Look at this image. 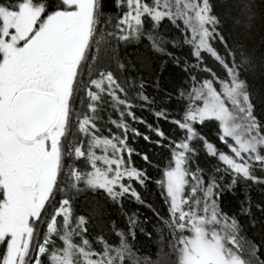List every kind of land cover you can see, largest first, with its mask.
Wrapping results in <instances>:
<instances>
[{"label":"snow or ice","instance_id":"obj_1","mask_svg":"<svg viewBox=\"0 0 264 264\" xmlns=\"http://www.w3.org/2000/svg\"><path fill=\"white\" fill-rule=\"evenodd\" d=\"M113 2L116 16L106 14L103 0H0V264H264V202L255 205L258 218L248 195L264 185V108L257 113L244 75L255 70L251 58L241 50L237 59L213 0ZM232 8L250 27L255 0H235ZM165 21L180 35L163 37ZM144 40L182 64L186 76L177 90L182 108L153 113L172 125L171 134L148 124L157 139L143 135L169 153L156 165L155 181L167 212L148 205L159 243L170 249L156 260L137 255L136 230L152 234L135 215L126 227L111 221L108 235L101 229L90 238L91 217L74 209L85 191L113 205L125 196L144 203L133 185L151 178L135 165L128 144L129 131L142 134L126 118L147 122L133 111L143 107L128 97L124 73L131 62L120 54L121 46ZM167 44L188 54L167 52ZM146 86L141 79L136 97L144 107L154 103ZM152 86L159 89V81ZM102 104L119 116H109L105 127L115 131L107 127L106 135L98 123ZM210 123L217 143L200 131ZM201 151L218 161L211 172L197 163ZM136 155L152 165L146 153ZM241 181L239 212L226 210L224 193ZM99 214L94 208L91 215ZM258 224L259 240L247 234Z\"/></svg>","mask_w":264,"mask_h":264},{"label":"trees","instance_id":"obj_2","mask_svg":"<svg viewBox=\"0 0 264 264\" xmlns=\"http://www.w3.org/2000/svg\"><path fill=\"white\" fill-rule=\"evenodd\" d=\"M103 4L107 15L116 16L119 14V9L115 8L113 0H103ZM160 33L165 38H171L180 35V33H178L177 31L164 34L160 30ZM142 43L148 45V41L146 40L142 41L141 44ZM138 46H140V43H133L129 44L127 47L121 46L120 48L121 57L127 58L125 62H131L129 70L124 73V78L128 82V97L132 100L133 104L141 105V107H143H135L133 108V111L136 113L137 117H140L147 122L145 124H140L138 122H133L131 118H126V122L129 123L132 128L138 129L139 132L142 134L140 136H136L132 131H129L128 144L129 147L134 149L131 159L134 161L135 165L142 170H146L149 177L151 178L146 183V186H140L138 183H136V185L141 188H146L150 194L155 196V201H151L145 198L140 193L139 194L144 203L136 201L134 198H131L129 196H125L124 198L128 200L127 202L129 204V207L126 209H122L121 223H117V225L121 228H124L128 224V216L135 215L136 217H138L139 221L143 224L144 227L147 228L149 232H151L152 235L151 238H149L148 236L141 234L139 229L136 230V240L134 243L136 245V249L138 250L137 255L140 257H148L152 260H156L159 258V253L169 252L166 242L164 244L159 243L160 234L156 231V225L158 224V220L152 211V208H154L159 211L162 215L166 214L167 212V207L166 205H164L163 200L160 196L159 186L155 183V181L161 178V171L156 167V165L159 164L163 166V164L166 163L169 153L166 149L158 147L154 142L145 141L143 139V135L151 136L152 141H155L157 139L154 133L149 131L148 124H151L153 126L159 125L165 131L166 134H171L172 125H170L163 119L157 120L153 113L154 111L161 109L175 113L182 108V103L177 99V90L183 84L184 80L186 79V76L185 73L182 71V64L178 67L172 62V60L167 55L155 53L158 57V62L155 66V75L151 80H146L143 77L141 71L138 69V66L134 62L131 53V50ZM162 46L165 47L167 52H172L176 56L180 57L186 56L189 51L187 48H173L171 44ZM141 79L146 82V93L150 95L154 100V103L150 106L146 105L144 107L143 102L136 98L137 93L139 91L138 86ZM157 80L160 84L159 89H155L152 86V84ZM169 93H171L172 95V98L170 100L168 97ZM98 115L101 118L98 123L101 125V127H104L105 135L108 134L107 127H111L112 130L115 131L114 126L108 125L107 127H105V122L108 120L109 116L118 119V113L110 109L107 104H102L100 106ZM71 130L72 129H70L69 131L68 139L70 138ZM200 131L202 132V134L207 136L209 140L213 141L214 143H217V128L214 124L210 123L208 124V126L200 128ZM136 153H146L150 157L152 165L150 166L146 164L141 159V156L136 155ZM125 158H128L127 152H125ZM197 163H199V165L202 168H205L208 172H211L212 166L218 163V161L211 157H208L206 155V152L201 151L199 156L197 157ZM261 186L264 188V185ZM245 187L246 186L244 184H238L236 187V208L238 210L240 209L241 202L245 200ZM254 191H256V189H254V186H252L248 189V195L251 197ZM86 192L87 191L81 193L75 202L74 209L77 214H79V200ZM227 193L228 192L226 191L224 195H227ZM148 205H151L152 208H149ZM165 235H167V233H165ZM113 237L115 238V236Z\"/></svg>","mask_w":264,"mask_h":264},{"label":"rangeland","instance_id":"obj_3","mask_svg":"<svg viewBox=\"0 0 264 264\" xmlns=\"http://www.w3.org/2000/svg\"><path fill=\"white\" fill-rule=\"evenodd\" d=\"M234 2L235 0H213L215 13L221 20V28L224 35L229 38V44L236 49L237 59H239V52L242 50L246 56L251 58L253 65H255L254 71H249L244 75L249 82L250 90L254 94L257 113L259 114L261 109L264 108V103H262L264 102V0H255L257 13L251 21L250 27L246 15L240 8L229 9V4ZM236 18H239V24L234 23ZM160 30L164 34L176 32L167 21L162 23ZM131 53L143 77L148 81L151 80L155 75V66L158 62L157 55L145 43H140V46L131 50ZM209 63L212 64L211 59H209ZM74 132L75 129H72L69 140L73 139ZM257 174L260 175L259 172ZM238 184H244V182L241 181ZM133 186L145 198L155 201V196L150 194L146 188L138 187L136 183ZM254 189L256 191L251 196L253 205L251 211L259 218L260 213L257 211L255 205L264 202V188L261 185H254ZM236 191L235 188L233 192H228L227 195L223 196V207L226 210L239 212L236 208ZM127 201L126 198H123L122 205H113L99 194L87 191L79 200V214L91 217L93 227L90 230L89 236L92 237L98 234L101 229L108 235L110 221L115 220L116 223H121L122 209L129 207ZM94 208L99 209V215H91ZM241 222L247 227L248 218L242 217ZM260 233L261 226L259 224L255 229L247 230L248 236L257 240L260 238ZM108 238L110 241L115 242L116 238L113 236L109 235Z\"/></svg>","mask_w":264,"mask_h":264}]
</instances>
